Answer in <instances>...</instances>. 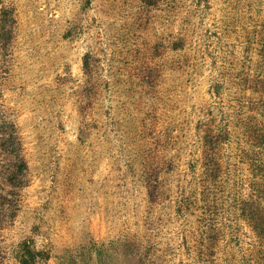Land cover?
Wrapping results in <instances>:
<instances>
[{"label":"rangeland","instance_id":"obj_1","mask_svg":"<svg viewBox=\"0 0 264 264\" xmlns=\"http://www.w3.org/2000/svg\"><path fill=\"white\" fill-rule=\"evenodd\" d=\"M0 6V101L27 164L0 264L24 240L48 254L34 264L123 241L153 264H264V0Z\"/></svg>","mask_w":264,"mask_h":264},{"label":"trees","instance_id":"obj_2","mask_svg":"<svg viewBox=\"0 0 264 264\" xmlns=\"http://www.w3.org/2000/svg\"><path fill=\"white\" fill-rule=\"evenodd\" d=\"M13 22L12 9L0 6V43L2 45H5L9 39ZM259 93L264 97V87ZM257 137L264 146V132H259ZM262 166L264 171V165ZM207 172L208 180L213 181L211 170ZM262 174L264 172L259 173V176ZM26 182L27 164L22 153L21 137L14 119L0 101V222L14 215L19 190ZM260 193L264 194V188ZM250 220L258 238L264 239V211L261 213L256 208ZM86 254L90 253H80V256L76 258L68 257L63 264H153V261L145 258L137 246L126 241L111 245L107 249H94L88 256ZM47 258L48 254L43 250L35 249L30 241L20 242L17 252L19 264H34L38 259Z\"/></svg>","mask_w":264,"mask_h":264}]
</instances>
